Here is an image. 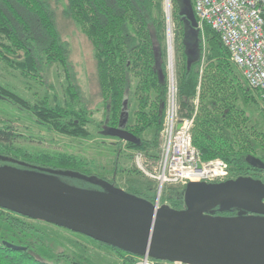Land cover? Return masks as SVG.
Returning a JSON list of instances; mask_svg holds the SVG:
<instances>
[{
  "label": "trees",
  "instance_id": "trees-1",
  "mask_svg": "<svg viewBox=\"0 0 264 264\" xmlns=\"http://www.w3.org/2000/svg\"><path fill=\"white\" fill-rule=\"evenodd\" d=\"M65 1V14L93 47L96 79L104 107L103 122L95 121V112L85 107L81 90L74 83L69 66L70 48L57 29L52 6L54 0H0V60L24 79L43 84L46 69L52 66L62 69L67 78L66 103L51 105L48 95L35 103L29 102L2 87L0 100L31 113L39 124L49 130L72 137L90 138L91 128L96 126L103 130L122 127L127 140L108 136L118 140L119 154L114 175L112 178L98 175L92 171L88 160L74 155L35 153L17 146V140L22 135L7 121L0 122V166L44 173L52 171L57 173L55 177L60 181L85 189L98 187L59 173L95 176L119 188L116 181L122 143L128 150L144 151L151 158L158 157L168 86L169 46L164 0ZM171 5L181 115L193 117L196 113L192 129L193 145L201 152L204 162L216 159L226 162L229 179L262 178L254 174L257 170L248 158H258L264 163V134L250 123L247 113L240 106L241 100L247 104L254 102L255 95L232 63L220 35L207 25L203 32L200 30L193 1L171 0ZM204 36L209 44L206 60ZM198 97L196 112L194 102ZM131 102L135 105L132 123L128 116ZM150 130L154 132L153 138H144ZM132 172L137 173L135 169ZM132 191L151 203L156 201L157 186L152 192L148 184L142 190L133 188ZM162 194L163 205L174 210L185 209L184 187H169ZM0 211L8 213L6 220L20 235L31 229V222L35 221L7 210ZM215 212L216 215L235 216L238 210L220 214L216 209ZM4 243L7 242L0 241V264H51L41 259L28 245L22 244L18 246L22 249H14ZM99 244L118 252L122 264H136L141 259Z\"/></svg>",
  "mask_w": 264,
  "mask_h": 264
},
{
  "label": "water",
  "instance_id": "water-1",
  "mask_svg": "<svg viewBox=\"0 0 264 264\" xmlns=\"http://www.w3.org/2000/svg\"><path fill=\"white\" fill-rule=\"evenodd\" d=\"M122 129H106L105 134L127 140ZM248 162L264 170L262 160L250 157ZM56 174L0 166V209L84 235L144 261L264 264L261 179L191 182L184 188L185 209L174 210L159 206V194L151 203L95 176L59 173L99 189L67 184ZM216 209L220 214L233 210L238 214L216 215Z\"/></svg>",
  "mask_w": 264,
  "mask_h": 264
},
{
  "label": "rangeland",
  "instance_id": "rangeland-1",
  "mask_svg": "<svg viewBox=\"0 0 264 264\" xmlns=\"http://www.w3.org/2000/svg\"><path fill=\"white\" fill-rule=\"evenodd\" d=\"M165 1V0H164ZM165 5V2H164ZM55 12V21L58 31L64 41L69 44L70 48V70L73 75L74 83L79 86L83 104L89 110L95 112L94 119L97 123L104 120V107L100 95V88L96 79V62L94 59V51L91 43L83 35L75 23L65 14L66 1L54 0L52 4ZM172 11V10H171ZM170 30L167 37L170 38L171 48L168 47L167 58V81L169 74V60L173 61L175 82L177 90V101L179 106L180 117L193 119L195 123L196 113L193 117H185L181 115V105L177 89V71L176 60L173 45V29L170 14ZM203 32V31H202ZM168 40V39H167ZM204 58L208 56L209 44L204 36ZM204 66V64H203ZM45 80L43 83L24 79L20 73L8 68L3 61L0 60V87L15 92L23 99L29 102H36L50 97L51 105L59 102L64 105L68 99L67 96V78L62 69L52 66L43 73ZM44 79V78H43ZM169 86V81L167 82ZM167 86V94H168ZM253 92V91H252ZM256 100L254 102L245 103L240 101V106L249 117L250 123L264 134V105L260 101L257 93L253 92ZM196 112L199 107V97L194 102ZM135 105L133 102L129 105V121H134L133 112ZM7 121L12 125L19 135H22L17 143L19 147L35 153H66L86 159L91 164L92 171L98 175L103 174L108 178L113 177L115 172V161L118 158L117 145L115 138H110L105 134V130L99 127L91 128L90 138H77L63 135L49 130L45 125L39 124L33 115L29 112L21 110L18 106L7 101L0 100V122ZM194 127V125H193ZM153 130L144 134V138L152 139ZM163 144L162 135L160 134V146L158 149V157L151 158L144 151L128 150L125 143H122V156L119 158L116 184L119 188L127 190L130 194H134V189L142 190L148 184L152 189L156 186L150 178H148L137 166V157H142V161L148 170H153L161 156V148ZM132 156L130 159L129 157ZM137 172H132L134 170ZM180 188L176 185H168L166 188ZM158 195V193H157ZM160 195L159 206L162 207ZM157 201V196H156ZM155 201V202H156ZM8 213L0 211V241L14 244L16 246L28 245L31 249L44 261L51 264H122L121 255L107 247H102L95 240L84 235L59 228L54 225L42 222L32 221L31 229H28L24 235H20L18 230L14 229L6 220ZM154 264L151 259L148 262L143 258L138 260L136 264L143 263ZM166 264V263H165ZM170 264V263H167Z\"/></svg>",
  "mask_w": 264,
  "mask_h": 264
},
{
  "label": "built area",
  "instance_id": "built-area-1",
  "mask_svg": "<svg viewBox=\"0 0 264 264\" xmlns=\"http://www.w3.org/2000/svg\"><path fill=\"white\" fill-rule=\"evenodd\" d=\"M192 1L200 30L207 25L220 35L232 63L264 105V0ZM164 2L169 28L172 5L171 0ZM168 46L171 48L170 38ZM168 69L161 156L153 170H148L142 157L136 158L139 169L155 182L159 196L168 185L185 188L191 182L219 183L228 180L230 175L226 162L221 159L204 162L201 152L193 145L194 120L180 117L172 60Z\"/></svg>",
  "mask_w": 264,
  "mask_h": 264
},
{
  "label": "flooded vegetation",
  "instance_id": "flooded-vegetation-1",
  "mask_svg": "<svg viewBox=\"0 0 264 264\" xmlns=\"http://www.w3.org/2000/svg\"><path fill=\"white\" fill-rule=\"evenodd\" d=\"M252 166H253V165H252ZM253 168H254V170H257V171H254V174L261 175L262 178H259V179H261V180L264 181V172L260 173L259 171H260L261 169H257V168H255L254 166H253ZM228 180H231V179H228ZM94 189H98V188H94ZM237 214H238V212H236L234 215L236 216ZM225 216H226V215H225Z\"/></svg>",
  "mask_w": 264,
  "mask_h": 264
},
{
  "label": "bare ground",
  "instance_id": "bare-ground-1",
  "mask_svg": "<svg viewBox=\"0 0 264 264\" xmlns=\"http://www.w3.org/2000/svg\"><path fill=\"white\" fill-rule=\"evenodd\" d=\"M144 264H149V263H144Z\"/></svg>",
  "mask_w": 264,
  "mask_h": 264
}]
</instances>
